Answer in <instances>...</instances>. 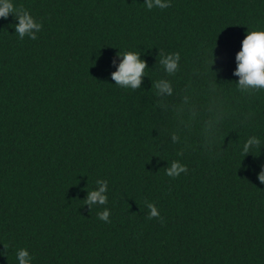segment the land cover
<instances>
[{
  "label": "trees",
  "instance_id": "trees-1",
  "mask_svg": "<svg viewBox=\"0 0 264 264\" xmlns=\"http://www.w3.org/2000/svg\"><path fill=\"white\" fill-rule=\"evenodd\" d=\"M14 3L42 29L21 39L15 15L0 18V264L20 248L32 264H264V90L243 94L234 75L264 0ZM127 50L149 68L136 90L113 78ZM161 51L180 53L174 76ZM160 77L173 82L167 107ZM252 135L260 154L244 157ZM174 160L188 169L176 178ZM97 180L108 203L86 204Z\"/></svg>",
  "mask_w": 264,
  "mask_h": 264
},
{
  "label": "clouds",
  "instance_id": "clouds-1",
  "mask_svg": "<svg viewBox=\"0 0 264 264\" xmlns=\"http://www.w3.org/2000/svg\"><path fill=\"white\" fill-rule=\"evenodd\" d=\"M170 0H146L147 9L151 10L154 7L166 9L170 7ZM10 14H14L18 19L15 24L16 32L19 38L23 39L28 36L32 40L37 39V33L42 29V23L32 16V14L25 8L17 7L14 0H0V18L7 19ZM124 58L119 65L116 72L113 73V78L116 84L122 88H130L132 90L139 89L142 85L144 76L147 74V61L141 59V52L135 50H127L120 52ZM181 56L179 52H160L158 64L169 77L174 76L180 70ZM238 66L235 69L234 75L239 77L237 84L238 90L243 94L252 95L258 91L264 90V30L249 31L242 42V48L236 55ZM153 88L157 97L161 98V104L167 107L165 97L172 96L174 93L173 82L170 79L158 78L153 82ZM184 102H188V97L185 96ZM223 114L216 115L212 118L209 126L218 128L220 122L223 120ZM172 142H180L181 136L179 131L172 132ZM262 141L255 135L247 138L242 146V153L244 157L249 153L256 154V150H261ZM204 148L208 152L213 151V144L209 140H205ZM183 155V152L180 153ZM187 166L180 160H174L169 167L166 168V175L172 178L179 177L181 173L187 172ZM258 179L264 183V170L258 174ZM99 188L89 191L86 204H100L108 203V197L105 195L108 184L106 180H97ZM150 209L148 219L157 218L160 212L154 203H147ZM110 210L105 209L98 213L100 220L104 222L109 221ZM6 248V246H5ZM7 249V248H6ZM18 264H32L33 257L27 248H20L17 251Z\"/></svg>",
  "mask_w": 264,
  "mask_h": 264
}]
</instances>
